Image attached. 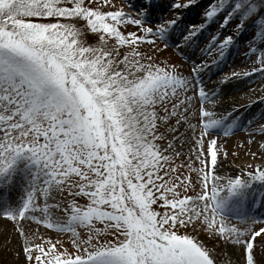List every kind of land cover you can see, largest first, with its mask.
Returning a JSON list of instances; mask_svg holds the SVG:
<instances>
[{
    "label": "snow or ice",
    "instance_id": "obj_1",
    "mask_svg": "<svg viewBox=\"0 0 264 264\" xmlns=\"http://www.w3.org/2000/svg\"><path fill=\"white\" fill-rule=\"evenodd\" d=\"M131 7L134 15L113 0H0V222L16 232L15 264H264V168L223 173L220 137L236 133L232 113L217 111L225 85L264 82V33L250 41L249 66L214 87L204 79L249 21L264 30V0H211L175 48L183 56L216 18L234 33L213 35L188 75L142 48L171 47L179 19L152 22L155 0ZM255 123L249 135L264 139ZM184 126L187 152L175 136ZM21 173L30 182L14 204ZM216 242L235 260L222 262Z\"/></svg>",
    "mask_w": 264,
    "mask_h": 264
},
{
    "label": "rangeland",
    "instance_id": "obj_2",
    "mask_svg": "<svg viewBox=\"0 0 264 264\" xmlns=\"http://www.w3.org/2000/svg\"><path fill=\"white\" fill-rule=\"evenodd\" d=\"M139 2V0H113V3L118 8H123L125 12L130 14H135L134 9L131 7V4L135 5ZM157 5L159 6L155 16L153 17L154 23H160L163 19L168 18L169 16H174L178 18L177 25L172 29L171 34L168 36V43L171 47L167 50L164 49L163 42L157 41L160 45L158 48L153 51L152 48L148 47L147 45L142 46L143 50L147 53H151L153 59L157 63H168L173 62L175 63L176 68L184 75H188L191 71V63L193 61L199 62L202 59L201 49L209 42L213 35H233L235 24H231L226 28H221V19L216 18L213 21L209 22L202 32L198 33L197 37L194 38V42L191 46H185L183 49V56L181 52L175 48L177 43H182V37L184 34L188 32L192 25H199L203 23V13L204 10L208 7L211 3V0H200V2L196 3L190 8H184L179 12H176L172 8V4L174 2L180 3H187L188 0H155ZM159 10V11H158ZM83 27V25H79ZM132 31L134 29H128ZM241 32V31H240ZM253 35H241L240 33L233 35L234 43L230 47L225 59L222 63H220L219 70L216 72V75L224 74L226 72H230L232 69L239 71L242 67L249 66L250 61L248 60L247 56L245 55L246 52L249 50V43ZM89 42L92 44H96V37L92 34H89ZM112 41H109V46L111 45ZM224 65V66H222ZM262 78L258 75H253L252 77L243 81V88L237 91L238 94H244L246 91L247 86L251 85L255 90L264 91V82H261ZM236 93V94H237ZM264 100V94L262 97ZM258 116L256 121H260L264 123V102H261L258 107ZM256 121L252 122L250 128H253L256 132L258 130V125L255 123ZM174 123V122H173ZM163 130V129H162ZM235 135H231L227 138L222 139L220 137V146L222 148H226L227 152L229 153V159L227 160L228 165L236 166L238 174H240L241 169L246 173L250 169L248 165H252L255 169L264 168V147H261L264 144V139H261L259 136H250L248 129L245 128H234ZM181 133H185L187 136H191L192 132L187 127H181L178 132L175 133L176 137H181ZM171 138V137H170ZM249 140H254V143H248ZM181 145H184L181 148ZM177 148L181 151L187 152V145L184 144V138H180L177 142ZM257 151L261 154V156L253 157L252 153ZM187 157H185L186 159ZM179 163V160L177 161ZM29 177L27 174L21 173L17 175L16 179V187L11 194V201L14 204H18L21 201L23 195L27 192V184L29 183ZM62 199L60 197L57 198ZM70 199V198H69ZM86 201L84 199L80 200V203L83 204ZM157 210H160L157 207ZM260 212H264V209H260ZM259 215V212H257ZM232 221L235 222L236 218L233 216L231 217ZM10 224V223H9ZM11 225V224H10ZM36 226L33 225V231H36ZM40 235L44 239H48L49 237L55 239L56 236L54 233H50L45 231L42 227L38 229ZM180 234H183V230ZM4 243L1 245L0 243V264H15L18 257L15 255V249L18 247V244H13L12 240L13 236L16 235V232L13 230L12 225L9 227V231L4 234ZM207 234H201L198 238L203 240ZM61 239L65 240L66 244L69 239L68 234H61ZM207 246L209 248L213 247V243L209 240ZM215 248L219 249V256L222 262L228 261L230 258L235 260V257H230L227 249L222 246L219 242L215 243Z\"/></svg>",
    "mask_w": 264,
    "mask_h": 264
},
{
    "label": "bare ground",
    "instance_id": "obj_3",
    "mask_svg": "<svg viewBox=\"0 0 264 264\" xmlns=\"http://www.w3.org/2000/svg\"><path fill=\"white\" fill-rule=\"evenodd\" d=\"M159 11V10H158ZM219 64L216 67H213L211 71H208L204 74L205 82L209 80H213L212 83L209 84V87H214V81L220 79V75H216V72L219 70ZM224 66V65H222ZM223 75V74H221ZM243 81H237L235 83L225 85L223 89H221V103L222 106L217 109L218 112H231V116L227 118V123L234 128H245L248 129V132L254 131L253 128H250L252 122L256 121L258 116V107L261 103L264 91L255 90L251 85L247 86L244 94H238L237 91L243 88ZM237 93V94H236ZM242 105H248L246 107H241ZM234 108H237L235 112H232ZM233 121L235 122L233 124ZM224 139L223 137H221ZM253 157L261 156L260 153L255 151L252 153ZM223 173L225 175H237L238 171L236 166L224 164ZM264 194V193H261ZM11 225L9 223L0 222V243L1 245L4 243V234L9 231V227ZM12 243L17 244L16 235L13 236Z\"/></svg>",
    "mask_w": 264,
    "mask_h": 264
},
{
    "label": "trees",
    "instance_id": "obj_4",
    "mask_svg": "<svg viewBox=\"0 0 264 264\" xmlns=\"http://www.w3.org/2000/svg\"><path fill=\"white\" fill-rule=\"evenodd\" d=\"M198 2H200V0H196V3H198ZM259 23L264 24V20H260ZM262 33H264V30H259L257 27V23L253 22V21H249L247 26L240 32V34L244 35V36L248 35V34L255 36V40H256L257 44L259 43L260 39L262 38ZM252 40L253 39H251V41Z\"/></svg>",
    "mask_w": 264,
    "mask_h": 264
}]
</instances>
